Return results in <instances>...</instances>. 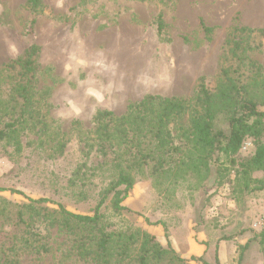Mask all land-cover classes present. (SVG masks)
Returning <instances> with one entry per match:
<instances>
[{
    "label": "rangeland",
    "instance_id": "374dc122",
    "mask_svg": "<svg viewBox=\"0 0 264 264\" xmlns=\"http://www.w3.org/2000/svg\"><path fill=\"white\" fill-rule=\"evenodd\" d=\"M39 1L32 12L26 0H0L2 92L16 73L11 63L36 45L39 71L34 98L36 104L42 102L47 91L50 106L45 135L23 133L20 149L0 142V206L9 208L0 217V239L11 231L10 206L25 204L26 198L46 199L51 209L61 204L73 213L92 214L108 182L106 175L95 172L85 185H72V180L77 165L85 160L75 134L94 130L96 111L121 117L129 105L146 96L184 101L186 113L169 125L173 143L181 145L183 131H190L199 79L213 91L221 70L235 67L226 47L233 26L254 31L243 65H248V76L258 70L264 81V0ZM158 15L168 44L156 36ZM32 19V32L27 34ZM200 22L211 28L209 37ZM218 106L215 98L212 110ZM259 110L264 112V107ZM214 121L215 127L225 126L219 112ZM260 143L264 144V130ZM61 144L64 148L58 153L55 146ZM187 150L183 160L195 157ZM254 151L255 140L246 138L232 157L234 166L226 165L225 171H217L210 162L207 172L173 170L159 185L148 174L136 177L122 204L127 210L123 224L149 234L163 248L170 247L186 264H215V256L219 264H264L258 239L264 231V189L255 190L252 182L245 189L236 175L239 164ZM100 161L92 154L87 165ZM251 178L264 180V174L255 171ZM49 232L50 252L20 264H86L62 261L66 238L55 229Z\"/></svg>",
    "mask_w": 264,
    "mask_h": 264
},
{
    "label": "trees",
    "instance_id": "16d2710c",
    "mask_svg": "<svg viewBox=\"0 0 264 264\" xmlns=\"http://www.w3.org/2000/svg\"><path fill=\"white\" fill-rule=\"evenodd\" d=\"M39 4V0H26L25 3L32 12ZM200 24L205 36L209 37L211 28L202 22ZM33 25L34 19L28 23L27 34L32 32ZM155 30L160 43H170L164 35L160 15L157 16ZM253 33V30L237 25L231 28L226 47L235 67L221 70L219 84L213 91L208 89L203 79H199L190 131H183L181 145L173 143L169 125L176 124L186 113L188 107L184 101L146 96L129 105L127 113L121 117L105 110L96 111L92 118L94 130L77 131L75 134L83 147L85 160L77 165L72 180V185H85L95 172L106 175L108 182L100 191L92 214L73 213L61 204H55V209H51L46 206L49 201L43 198H26L27 203L14 209L10 206L11 231L0 239V264H20L27 257L47 255L51 250L50 229L66 238L60 254L62 261L186 264L170 247L163 248L149 234L125 226L122 216L127 210L122 204L138 176L148 174L159 185L162 178L174 171L207 172L210 162L221 172L225 171L226 165L233 167L232 157L246 138L255 140V151L239 164L240 170L236 175L243 179L245 189H249L250 182L257 185L255 190L264 189V180L251 178L255 171L264 174V144L260 143L264 112L259 110L264 107V81L258 70L248 76L245 72L248 65H243L245 53L254 42ZM38 55L39 48L29 46L21 58L11 63L16 73L5 93L0 86V142L10 143L17 149L21 147L19 139L23 133L45 135L48 132V92H44V100L38 104L34 98ZM215 98L220 106L214 112L212 101ZM217 112L225 118L223 128L215 127L214 115ZM63 148V144L55 146L58 153H62ZM185 149H188L187 153L192 151L195 157L183 160ZM92 154L102 161L88 166ZM10 192L23 196L16 190ZM7 209V206H0V217ZM258 239L264 258V231L259 233ZM215 264H219L217 256Z\"/></svg>",
    "mask_w": 264,
    "mask_h": 264
}]
</instances>
